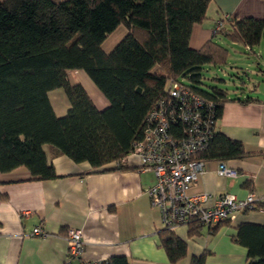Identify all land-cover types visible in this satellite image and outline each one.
Segmentation results:
<instances>
[{
  "label": "trees",
  "instance_id": "trees-1",
  "mask_svg": "<svg viewBox=\"0 0 264 264\" xmlns=\"http://www.w3.org/2000/svg\"><path fill=\"white\" fill-rule=\"evenodd\" d=\"M211 2L0 0V171L25 168L34 180L56 179L48 154L87 162L95 170L111 163L123 169L122 161L143 136L149 112L170 99L171 82L216 106L215 134L196 160L223 163L250 156L241 142L216 132L231 100L228 90L201 88L206 68L227 65L229 51L214 40L200 50L190 47L193 27L207 20ZM223 23L227 27L217 32L232 43L252 51L264 42V18L231 16ZM121 26L127 35L105 52L102 45ZM70 71L85 72L109 106L99 110L81 84L70 82ZM59 89L70 104L61 118L49 98ZM254 210L264 212V204ZM219 226L209 234L214 236ZM188 227L190 237L200 236L204 228L196 221ZM159 239L171 264L187 258V243L174 229L165 227ZM233 242L248 249L246 264H264V225L239 226ZM208 255L194 256L191 264H207ZM99 264L131 263L112 257Z\"/></svg>",
  "mask_w": 264,
  "mask_h": 264
},
{
  "label": "crops",
  "instance_id": "crops-1",
  "mask_svg": "<svg viewBox=\"0 0 264 264\" xmlns=\"http://www.w3.org/2000/svg\"><path fill=\"white\" fill-rule=\"evenodd\" d=\"M227 16L263 19L264 0H212L207 20L193 27L190 47L200 50L208 41L224 37L217 32V25ZM126 35V28L119 27L104 42L103 50L110 53ZM232 45L243 51L232 47L230 64L228 50L225 67L231 73V91L223 85L219 88L228 90L231 100L224 105L216 132L241 142L251 155L223 162L235 177L219 174L221 162H206L192 192L211 194L207 207H213L225 194L239 200L253 194L258 204H264V82L262 86L253 82L244 68L246 59H257L259 72L264 75V42L250 52L241 44ZM246 66L251 67L250 63ZM68 78L86 89L99 110L109 106L85 72L70 71ZM49 98L56 116H66L70 104L65 92L52 91ZM248 98L252 100L241 102ZM48 158L57 176L53 180H34L25 168L0 171V264H67L70 230H80L84 242L82 257L72 264L102 263L112 257H126L131 264H171L159 239V232L165 228L162 213L146 193L155 184V176L140 170L138 158L123 162V169L111 163L98 170L66 156L48 154ZM243 224L264 225V212L241 213L220 225L214 236L206 228L198 237L189 236L188 226L175 228L188 246L187 258L178 264H191L194 256L204 252L209 253L207 264H246L248 249L233 242ZM36 228L44 235L33 236Z\"/></svg>",
  "mask_w": 264,
  "mask_h": 264
},
{
  "label": "built area",
  "instance_id": "built-area-1",
  "mask_svg": "<svg viewBox=\"0 0 264 264\" xmlns=\"http://www.w3.org/2000/svg\"><path fill=\"white\" fill-rule=\"evenodd\" d=\"M228 19L227 16L224 21ZM223 22L218 23L217 31L223 29ZM169 94L170 99L160 100L149 112L142 138L134 143L132 152L122 161L126 163L130 157H136L140 170L154 174L155 184L146 193L152 205L161 211L165 227L175 229L196 221L212 230L241 213L254 210L258 201L253 194L244 200L225 194L213 207H207L211 194L192 192L194 184L205 172L206 162L195 158L208 149L213 139L216 106L178 82L169 84ZM218 172L226 177L236 176L223 163ZM32 235L41 236L44 232L36 228ZM67 242V264H72L74 260H80L84 251L82 232L70 230Z\"/></svg>",
  "mask_w": 264,
  "mask_h": 264
},
{
  "label": "rangeland",
  "instance_id": "rangeland-1",
  "mask_svg": "<svg viewBox=\"0 0 264 264\" xmlns=\"http://www.w3.org/2000/svg\"><path fill=\"white\" fill-rule=\"evenodd\" d=\"M215 42L219 45H221L222 47L226 48L227 50L230 51V59H229V63L231 64V55L232 53V47L236 48L240 51H243V48L239 47V46H234L232 45V43L230 41H228L226 38L219 36L217 39H215ZM263 57V58H262ZM262 59L264 60V54L262 55ZM235 59V58H234ZM233 59V60H234ZM246 64H244V68L247 69L251 75L252 81L255 82L256 84H261V86L263 85L264 82V78H263V73L260 74L259 69L260 67L257 66L256 63H258L259 61L257 59L253 58L251 59H246ZM250 63L251 67H247L246 65ZM207 70H210V72H208ZM262 71H264L263 68H261ZM229 69H227L225 66H209L208 68H206V71L203 73L204 74V79H203V86L201 87L204 91L209 92L211 90L212 87L214 86H218L221 87L219 85H223L225 88H227L228 90L231 91V73L229 74ZM217 79H221L226 81L225 83H218V81H216ZM246 81H249L246 78Z\"/></svg>",
  "mask_w": 264,
  "mask_h": 264
}]
</instances>
